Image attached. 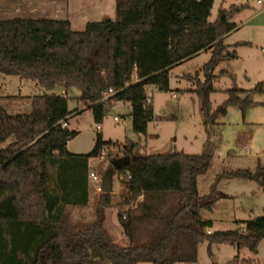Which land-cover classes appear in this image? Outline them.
<instances>
[{"label":"trees","instance_id":"1","mask_svg":"<svg viewBox=\"0 0 264 264\" xmlns=\"http://www.w3.org/2000/svg\"><path fill=\"white\" fill-rule=\"evenodd\" d=\"M213 5L214 0H116L115 20L89 23L82 32L68 20H0V75L36 82L47 92L33 97L25 114L0 105V264H195L204 242L210 257L216 244L258 254L264 216L237 230L208 233L213 222L201 213L212 211L216 186L201 196L198 178L211 168L210 155L133 156V147L122 148L131 159L118 171L126 185L118 218L127 246L106 227L111 194H100L89 223H73L69 212L88 205L89 163L105 143L99 137L90 154L69 152L77 133L63 126L72 113L69 96L54 93L58 87L80 90V101L98 123L107 104H130L133 131L147 135L154 120L147 88L167 92L172 68L211 51L205 81L184 77L196 83L205 127L216 126L230 107L245 114L252 106L250 97H240L244 91L233 89L213 109V72L236 58L225 38L236 28L230 20L246 8H221L211 22ZM228 176L263 182L264 164L255 173Z\"/></svg>","mask_w":264,"mask_h":264},{"label":"rangeland","instance_id":"2","mask_svg":"<svg viewBox=\"0 0 264 264\" xmlns=\"http://www.w3.org/2000/svg\"><path fill=\"white\" fill-rule=\"evenodd\" d=\"M232 6L246 7L230 20L237 28L226 44L231 53L235 52L236 58L226 59L215 68V91L211 101L213 109H217L227 100L228 90L244 91L240 97H250L253 103L245 114L239 108L230 107L216 126L205 127L200 100L193 92L196 83L184 77L196 78L198 75L199 80L205 81L203 69L211 58L210 51L172 68L167 92L151 86L147 88L154 108V120L148 126L147 135L133 131L131 105L121 102L107 104L105 116L98 123L93 111L80 101V90L69 93L72 114L68 129L77 133L68 143L72 154H90L101 137L111 151H115L117 146L124 150L133 147V156L176 153L212 156L211 168L198 178L201 196L210 195L212 187L216 186L217 200L212 211L201 213L204 220L213 222L208 233L237 230L246 222L264 216V181L228 176L239 171L255 173L259 163L264 164V0H214L210 21L217 19L220 8L230 9ZM0 11V18L68 17L73 24L72 29L82 32L89 23L115 20L116 0H0ZM239 43L245 44L234 46ZM25 81L0 75V101L3 108L12 114L30 112V100L47 93L36 82ZM260 84L263 86L258 89ZM61 90L62 87H58V95H61ZM115 118L119 121L115 122ZM98 125L102 130L97 129ZM124 156V152L115 153L114 158ZM112 160L108 156L102 160L99 157L91 159V172L102 181L112 170ZM124 182L122 174L115 171L112 207L107 211L106 227L117 243L127 246L128 238L118 218L120 203L126 193ZM99 187L101 183L92 180L88 205L69 209L73 223L86 224L94 219L95 205L101 194ZM208 248V242L200 245L195 264H229L236 259L241 264H264V241L258 254L229 244H216L212 246L213 257H210ZM104 264L111 263L106 261Z\"/></svg>","mask_w":264,"mask_h":264},{"label":"water","instance_id":"3","mask_svg":"<svg viewBox=\"0 0 264 264\" xmlns=\"http://www.w3.org/2000/svg\"><path fill=\"white\" fill-rule=\"evenodd\" d=\"M108 157L113 159L111 162L112 170H110L102 178L100 191L101 193H104V194H112L113 192V177H114L115 171L122 170L123 168L127 167L131 162L130 157H126V156L119 158V159H115L112 152L109 153Z\"/></svg>","mask_w":264,"mask_h":264},{"label":"built area","instance_id":"4","mask_svg":"<svg viewBox=\"0 0 264 264\" xmlns=\"http://www.w3.org/2000/svg\"><path fill=\"white\" fill-rule=\"evenodd\" d=\"M259 3H260V1H259ZM263 52H264V49H263ZM109 93L112 94L113 91L110 90ZM107 97H108V95H107L105 98L107 99ZM118 121H119V119H118V118H115V122H118ZM63 126H64V127H67V124L64 123ZM97 129H98V130H102V127H101L100 125H98V126H97ZM121 151H122V147H120V146H117V147L115 148V151H111L109 147L104 146V147L101 149V152H100L99 158L102 160V159H104V157H107V156L109 155L110 152H112L113 155H115V153H120ZM116 159H118V158H116ZM90 178H91V180H93L94 182H100V183H101L100 179H99V178L97 177V175L94 174V173H90ZM98 190H100V187L98 188Z\"/></svg>","mask_w":264,"mask_h":264},{"label":"crops","instance_id":"5","mask_svg":"<svg viewBox=\"0 0 264 264\" xmlns=\"http://www.w3.org/2000/svg\"><path fill=\"white\" fill-rule=\"evenodd\" d=\"M221 9V8H220ZM63 10V9H62ZM226 10H229V9H226ZM0 14H1V11H0ZM1 19H9V18H0V20ZM46 19H55V20H68V21H70V19H68V17H66V18H46ZM70 23H71V21H70ZM71 25L73 26V24L71 23ZM236 28H237V26H236ZM236 28L234 29V31H236ZM233 31V32H234ZM233 32H231L226 38H225V43H226V41H227V39L230 37V35H232L233 34ZM207 52H209V51H207ZM211 52V51H210ZM203 53V52H202ZM202 53H200V54H202ZM199 54V55H200ZM198 56V55H197ZM10 77H13V76H10ZM19 78H21V77H19ZM22 79V78H21ZM22 83H23V81H21ZM25 82H27V81H25ZM21 83V84H22ZM71 91H76L75 89H73V90H71ZM71 91H66V90H64V89H62L61 90V92H60V94L61 95H67V96H69V93L71 92ZM55 94H57L58 93V91L56 90L55 92H54ZM9 97V96H8ZM80 97H81V93H80ZM12 98H14V97H12ZM32 102V100H30V102L29 103H31ZM0 105L2 106V103H1V101H0ZM128 106L130 105V104H127ZM3 107V106H2ZM5 109V108H4ZM7 110V109H6ZM8 111V110H7ZM9 112V111H8ZM10 113V112H9ZM10 114H12V113H10ZM68 128H69V125L67 126ZM91 169V160H90V163H89V170ZM90 173H92L91 172V170H90ZM91 186H92V180H91V178H90V174H89V195H90V192H91Z\"/></svg>","mask_w":264,"mask_h":264}]
</instances>
